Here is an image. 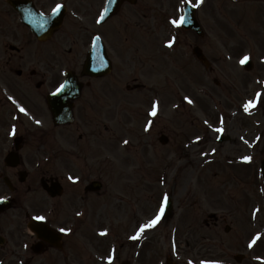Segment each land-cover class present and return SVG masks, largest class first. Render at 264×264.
I'll list each match as a JSON object with an SVG mask.
<instances>
[{
  "label": "rangeland",
  "instance_id": "rangeland-1",
  "mask_svg": "<svg viewBox=\"0 0 264 264\" xmlns=\"http://www.w3.org/2000/svg\"><path fill=\"white\" fill-rule=\"evenodd\" d=\"M187 3H125L106 27H100L96 19L103 0H92V6L84 8L91 15L90 28H86L89 22L76 20L75 24H82L73 25L68 17L58 38L41 45L40 50L47 49L42 59L51 60L56 72L67 69V65L79 71L93 33L105 30L114 62L113 73L106 80L107 100L93 108L101 113L87 118L83 130L88 134L70 143L80 155L77 159L68 153L64 156L61 143L51 141L45 148L55 158L44 166L59 172V168H81L87 162L91 172L107 170L104 182L108 185L97 191L101 201L96 207H102V211L87 221L88 233L96 230L95 225L97 229L105 227L107 218L124 213L129 216L128 212L133 224L127 221L119 228L113 225L114 233L108 237L99 230L101 236L88 238L94 245H116V237L120 240L123 234L125 238L136 234L140 225L159 213L167 194L173 202L171 215L161 216L155 226L129 244L124 240L121 256L128 251L129 258L139 240L140 258L147 262L143 264H154L170 252L181 264H201L202 260L227 264L228 259L230 264H238L234 258L239 252L247 253L241 264H264V180L260 169L264 158V0H203L202 4L192 0L188 4L196 8V18L205 31L203 37L171 22L183 15ZM77 6L80 11L81 1ZM173 38L170 47L167 41ZM29 43L23 52L31 56L35 46ZM195 45L207 56L208 68L193 54ZM0 49V55H4ZM10 53V63L18 69L21 59L15 51ZM244 55L250 56L252 68L240 63ZM1 70L27 99L32 92L30 84L20 81L12 71ZM151 88L156 98H150ZM257 92L261 93L259 102L244 111L243 104L256 100ZM121 99L124 108L118 105ZM155 101H159L158 111L152 116ZM93 105L92 101L87 104ZM39 114L44 117V107ZM221 120L224 131L218 132ZM69 130L80 128L74 125ZM245 156L251 159H242ZM4 190L8 191L6 187ZM34 190L35 184L28 190L24 185L25 196L31 197ZM23 192L20 188L17 195L23 197ZM122 192L136 202L135 212L119 202ZM89 195L97 201L94 193ZM0 217V226L7 229L6 216ZM257 233L261 238L250 248ZM56 253H42L38 264H64L61 257L52 255ZM95 254L96 260L89 264H103ZM149 257L152 259L146 260Z\"/></svg>",
  "mask_w": 264,
  "mask_h": 264
},
{
  "label": "flooded vegetation",
  "instance_id": "flooded-vegetation-1",
  "mask_svg": "<svg viewBox=\"0 0 264 264\" xmlns=\"http://www.w3.org/2000/svg\"><path fill=\"white\" fill-rule=\"evenodd\" d=\"M79 1L82 4L80 11L77 6ZM57 3L62 4L65 10L64 23L68 17L69 20H67L73 21L72 23H75L76 20L82 21V23L92 20L90 13L86 14V9H84L92 6V0H0V37L4 40V56L0 60V70L1 68L9 71L20 70V72L14 73L20 81H27L32 89L26 99L10 83L8 78L0 73V186L1 191H3L0 196H7L11 204L10 208L0 212V216H6L4 220L7 221V229L0 226V264H38V257L43 256L42 253L48 251L50 245L45 243L43 239H38L29 226L32 218L46 213L48 210H59L61 204L59 198L50 195L56 192V185L59 184H63L62 194L70 196L69 204L72 205V211L70 210L68 222L65 225L71 231H68V236L62 238L63 246L65 244V247L68 246L70 250L68 257L73 263L88 264L90 258L88 254L92 253L94 249L105 247L104 244H99L101 246L94 245L92 240L88 239L96 235L93 231L92 234L88 233L87 214L84 205H81V202L85 203L89 198L88 191H86V177L79 175V183L68 184L63 169L61 172L60 168L59 172L49 171L50 168H46L44 164L38 161V157L46 153L45 138L51 133L46 131L44 127H34L27 123L29 118L20 110L22 106L27 109V113L36 115L38 119L43 118V114L41 116L39 112L43 110L45 93L43 85L35 81V76L43 79L46 73L42 59L45 47L40 50L41 45L46 44V42L38 41L33 31L22 21L21 13L14 6L29 12L33 10L35 13V10H38L49 13ZM100 9L101 7L98 11ZM108 22L102 25L106 26ZM61 30L55 34L57 35ZM103 32L106 34L105 30ZM57 37L58 35L52 39ZM28 41L29 44L35 46L31 56L23 52ZM10 50L18 53L21 59L20 65L22 66L18 69L12 67L13 57ZM29 65L32 66V69L28 72ZM107 91L106 81L97 84L90 81L87 87L83 88L81 95L74 101V109L77 108L79 114L77 124L83 126L87 118L93 117L88 109L95 107L100 101H106ZM91 101L94 105L87 106L88 102L90 104ZM37 105L38 107H36ZM14 119L15 123L13 124ZM13 127H15V134L10 135L9 131ZM58 132L60 137L58 139L56 137L55 143L60 142L63 150L68 151L72 146H75L70 144L74 143V133L65 129L60 130V128H58ZM85 134L88 133L85 132ZM52 155L54 156V154ZM13 158H18L16 166L11 164ZM23 170H26L28 174L26 180L20 182V172ZM70 171L76 176L74 171ZM6 176L12 181L13 190H10L5 183L4 177ZM25 184L26 190L32 184L36 185V190L32 192L31 197L24 195ZM4 187L8 191H5ZM20 188L23 197L17 195ZM120 254L121 252H118V257Z\"/></svg>",
  "mask_w": 264,
  "mask_h": 264
},
{
  "label": "snow or ice",
  "instance_id": "snow-or-ice-1",
  "mask_svg": "<svg viewBox=\"0 0 264 264\" xmlns=\"http://www.w3.org/2000/svg\"><path fill=\"white\" fill-rule=\"evenodd\" d=\"M187 2H188V3H191L192 0H187ZM199 3H203V0H199ZM197 6H199V5H197ZM62 7H63L62 4L57 3V4L55 5V7L52 9V12H53V13H59V11H60V9H61ZM100 19H101V20L103 19V15H101ZM186 19H187L186 16L181 15L179 19L173 18L171 22H172L173 25L179 26V25L185 23V22H186ZM98 22H99V21H98ZM174 39H175V38H173L172 40L167 41V43H168V45H169L170 47L172 46V43H173ZM249 59H250V56H249V55H244L243 58L240 60V63H241V64H245ZM70 86H71V82H70V81H65V82H63V83H60L59 86L56 88L55 91H56V93H60V92L64 91V89L69 88ZM260 96H261V93L257 92V93H256V100H248V101H246V102L243 104V109H244V111L247 112V111L250 109V107H252V106H254L256 103H258L259 100H260ZM185 99H186L189 103H194V101H192L189 97H185ZM158 104H159V101H155V102L153 103V106H152V108H151V115H152V116H156V115H157ZM20 110H21L22 112H27V109H25V108L22 107V106H21ZM36 123H37V124H40L41 121L37 120ZM205 123H207V121H205ZM150 125H151V121H149V123H148V126H150ZM216 131H218V132H223V131H224V128H223V121H222V120H221V127H219L218 129H216ZM11 134H13V135L15 134V127H13V129H12V133H11ZM197 139L199 140V139H201V138H200V137H197ZM124 143H128V141H124ZM242 159H244V160L247 161V160H250L251 157L245 156V157H242ZM68 179H69V180H72L73 182H76V181H79L80 177H78V176H73V175L70 174V175L68 176ZM5 199H7V197H0V200H5ZM167 200H168V196H167V194H165V196H164V202L167 203ZM163 211H164V208H163V206H162V207L160 208L159 213H158V214H157L152 220L148 221L147 223H145V224H143V225H140L138 231L136 232V234H135L134 236L131 237V239H133V240L137 239V238L141 235V233H143V232L145 231V229H147V228H151V227L155 226V225L158 223V221L161 219V216H162V214H163ZM35 218H36L37 220H45V219H47V217L44 216V215H39V216H37V217H35ZM60 231H61V232H66V231H71V229L61 228ZM106 234H107V230H104V231L101 233V235H106ZM260 238H261V234H260V233H257V234L252 238V240L250 241V243H249L248 246H249L250 248L253 247V246L257 243V241H258ZM114 258H115V249H112V254L109 255V256L107 257V259H108V261H109V264H111V262L114 260ZM256 259L259 260V259H261V257H256ZM205 264H220V262H219V261H208V262H205Z\"/></svg>",
  "mask_w": 264,
  "mask_h": 264
},
{
  "label": "water",
  "instance_id": "water-1",
  "mask_svg": "<svg viewBox=\"0 0 264 264\" xmlns=\"http://www.w3.org/2000/svg\"><path fill=\"white\" fill-rule=\"evenodd\" d=\"M191 13V16H190V19H191V22L189 23H184L185 27L188 28V29H195L199 34H202V30L200 28V25L198 24L196 18H195V11L194 10H190V9H187V14H186V21H188L189 19V14ZM195 54L202 60L206 63V58L205 56L203 55L202 51L199 49V48H196L195 49ZM102 60H104V58L101 56L100 57ZM90 67L88 68V71L92 70V72H104L102 71V69L104 70V68L102 67H98L97 66V63H98V57H96L94 55V52L91 54L90 58ZM97 61V62H96ZM94 62H96V64L93 66ZM248 68H251L252 67V64H247Z\"/></svg>",
  "mask_w": 264,
  "mask_h": 264
}]
</instances>
